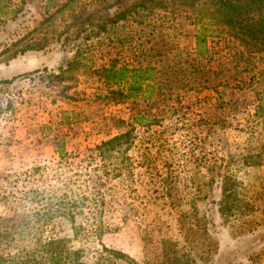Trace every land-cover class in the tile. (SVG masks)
I'll use <instances>...</instances> for the list:
<instances>
[{
	"label": "rangeland",
	"instance_id": "rangeland-1",
	"mask_svg": "<svg viewBox=\"0 0 264 264\" xmlns=\"http://www.w3.org/2000/svg\"><path fill=\"white\" fill-rule=\"evenodd\" d=\"M190 1L0 0V251L52 235L86 264L102 245L132 257L105 264H264V161L239 162L264 125V51ZM109 67L148 77L118 97ZM221 170L239 182L226 217Z\"/></svg>",
	"mask_w": 264,
	"mask_h": 264
},
{
	"label": "trees",
	"instance_id": "trees-1",
	"mask_svg": "<svg viewBox=\"0 0 264 264\" xmlns=\"http://www.w3.org/2000/svg\"><path fill=\"white\" fill-rule=\"evenodd\" d=\"M203 4L198 9L195 7L191 13L194 14L195 22H202L204 19H214V23H220L226 27V31L222 30V35H227L229 38L240 42L241 45L250 49V46L256 47L257 51H264V0H191L189 5ZM81 22L90 21L91 23L100 24V19L95 21L93 16L87 15L81 18ZM106 21V20H105ZM100 25L103 28V24ZM206 29V28H205ZM204 30V29H202ZM206 32H199L195 38L197 44L205 47L207 42ZM220 36V35H219ZM220 38V37H219ZM204 51V50H203ZM146 68H132L125 67H109L105 68L104 79L105 82L111 85H119L121 82L129 80L131 91L130 94H124L123 91H111L112 94L118 97L127 98L137 95L141 91L142 82L147 79ZM128 72L130 79H128ZM10 80H4L9 82ZM137 120L138 116H133ZM141 117V116H139ZM259 131L251 130V138L254 140L248 144L244 149L246 152L240 156V161L245 166H261L264 161V143L261 141L264 138V125H260ZM128 132L121 133L118 136L111 138L99 146V150L103 151L104 146L115 144L120 139L124 138ZM251 140V139H250ZM213 178V173L210 174ZM220 177V199L217 201L219 205V212L222 217L235 214L240 210V198L238 196V180L235 172L217 173ZM3 198V197H2ZM5 199H7L4 196ZM5 220V219H3ZM27 223V222H25ZM7 226V225H6ZM0 227V240L9 237L10 232L7 227ZM13 226L12 224L10 227ZM76 235V228H74ZM13 231H17L14 229ZM21 233V230L19 231ZM70 239L59 236H46L42 244V250L39 252H2L0 251V264H86L81 260L83 255L82 249H72L69 246ZM1 247V243H0ZM126 258L132 262V257L122 250L115 248H108L102 245L100 250H97V261L95 264H105L113 262L116 259ZM172 264H189L191 260L186 259L180 261L178 257H173Z\"/></svg>",
	"mask_w": 264,
	"mask_h": 264
}]
</instances>
